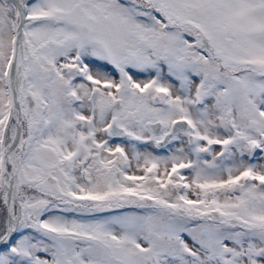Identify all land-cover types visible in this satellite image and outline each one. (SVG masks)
<instances>
[{"label": "snow or ice", "instance_id": "1", "mask_svg": "<svg viewBox=\"0 0 264 264\" xmlns=\"http://www.w3.org/2000/svg\"><path fill=\"white\" fill-rule=\"evenodd\" d=\"M0 264H264V0H0Z\"/></svg>", "mask_w": 264, "mask_h": 264}]
</instances>
